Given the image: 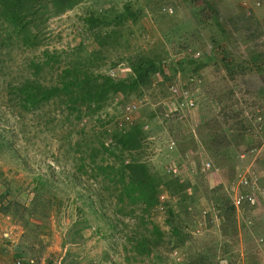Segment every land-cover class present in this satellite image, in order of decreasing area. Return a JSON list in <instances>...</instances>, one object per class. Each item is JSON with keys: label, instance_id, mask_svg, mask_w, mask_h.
Here are the masks:
<instances>
[{"label": "rangeland", "instance_id": "rangeland-1", "mask_svg": "<svg viewBox=\"0 0 264 264\" xmlns=\"http://www.w3.org/2000/svg\"><path fill=\"white\" fill-rule=\"evenodd\" d=\"M49 13L39 47L0 46L1 262L264 264V194L233 205L247 172L264 191V0H78ZM46 50L63 53L62 65L93 53L95 73L115 79L138 58L163 63L143 91L78 119L61 103L26 110L14 99ZM52 65L36 79L53 82ZM134 125L145 138L134 157L162 177L144 223L118 201L121 184L92 175L88 149Z\"/></svg>", "mask_w": 264, "mask_h": 264}, {"label": "trees", "instance_id": "trees-1", "mask_svg": "<svg viewBox=\"0 0 264 264\" xmlns=\"http://www.w3.org/2000/svg\"><path fill=\"white\" fill-rule=\"evenodd\" d=\"M77 1L0 0V46L8 50L14 46L23 50L39 47L45 35L50 9L61 13L71 9ZM98 41H101V37H98ZM107 44L106 42V47ZM44 54L45 59L42 62L30 63L34 69L32 79H26L20 85L14 86L13 96H16L14 99L26 110L39 109L43 103L49 101L61 103L71 113L77 112L78 119L84 117L83 114L93 117L106 102L118 94L125 96L143 91L150 86L153 75L162 70L163 63L157 56L138 58L129 64L132 76L115 79L110 75L95 73L93 53L88 57L77 55L76 60H74L76 53H73L69 56V61L63 65L60 60L63 53L56 52L51 55L46 50ZM50 63L53 64L52 67L61 63L58 68L60 72L53 82L43 84L36 76ZM101 126L104 128L106 124ZM104 133L109 134V131L105 129ZM110 139L109 146H106L105 141H99L96 147H88L91 162L95 164L90 167L92 175L103 176L105 180L121 184L122 189L117 195L118 201L133 208L130 214L135 215L139 210L141 213L139 219L144 223L152 216L158 204V187L162 183V177L151 170L146 162L133 155L144 147L143 130L139 125L121 131L115 130L110 133ZM99 154L101 157L97 161ZM126 154L130 158L128 161L125 158ZM111 156L120 160V163L105 164ZM169 186L170 190L175 188L179 193L177 182H169ZM119 211L122 212V207ZM153 227V232L158 233L161 238L163 235L158 227Z\"/></svg>", "mask_w": 264, "mask_h": 264}, {"label": "built area", "instance_id": "built-area-1", "mask_svg": "<svg viewBox=\"0 0 264 264\" xmlns=\"http://www.w3.org/2000/svg\"><path fill=\"white\" fill-rule=\"evenodd\" d=\"M165 10H167V13L172 12V10L169 9ZM169 90L171 94L174 97H178V99L187 100L189 98L188 93L183 91V89L176 83L171 84ZM183 103H186V105H194L193 100ZM259 180L260 175L249 172L245 173V175H242L241 178H239L238 186L240 187L241 191L235 194L233 198V205L237 210H239L244 204H255L258 198L264 194V191L262 192L260 189L258 190ZM16 263L21 264L20 260H17Z\"/></svg>", "mask_w": 264, "mask_h": 264}, {"label": "crops", "instance_id": "crops-1", "mask_svg": "<svg viewBox=\"0 0 264 264\" xmlns=\"http://www.w3.org/2000/svg\"><path fill=\"white\" fill-rule=\"evenodd\" d=\"M4 252H5L4 246L3 245L2 246L0 245V264H3L1 261L4 258V256H3Z\"/></svg>", "mask_w": 264, "mask_h": 264}]
</instances>
